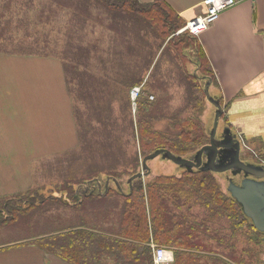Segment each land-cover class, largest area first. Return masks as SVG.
I'll return each mask as SVG.
<instances>
[{"label": "trees", "instance_id": "16d2710c", "mask_svg": "<svg viewBox=\"0 0 264 264\" xmlns=\"http://www.w3.org/2000/svg\"><path fill=\"white\" fill-rule=\"evenodd\" d=\"M18 3H24L26 7L33 2ZM91 4L96 5L97 18L101 19L98 21L112 34L107 48L88 41L73 49L69 45L59 52L53 48L48 52L49 34L38 38L37 28L32 26L33 20L27 14L17 18L18 15L11 10L12 1L4 0L0 4V52L59 55L69 83L75 78L78 81L85 78L87 88L94 92L101 89V118L91 114L90 110L88 116H96L93 118L102 125L107 117H111L115 98L111 94L102 96L103 90L122 87L129 95L131 88L144 83L143 95L136 100V115L134 120L130 119L135 152L126 159L122 136L119 135L116 140L113 138L106 147L110 148L112 141L116 142L118 150L123 152L122 165L115 167L111 164L109 169L101 167L99 179L95 174L98 170L94 169L89 159L84 158L83 168H72L65 174L61 184L64 197L58 192L51 198L38 199L40 191L37 188L4 198V214L0 213V223L26 219L25 223H31L28 225L31 234L35 232L43 236L41 247L71 264H153L152 243L173 250L172 264L258 263L260 251L256 250L264 234L254 228L238 203L221 188L213 172L182 170L179 175L137 178L131 188L127 183L128 178L141 171L139 156L143 158L156 150L165 149L185 158L208 142L199 119L206 101L204 85L209 81L214 83V76L203 50L198 45L191 55L183 49L184 43L178 41L175 32L185 24L162 3L144 5L136 0H51L43 5L41 15L35 18H44L46 12V19H50L58 10L68 8L75 13L71 20L84 22L92 15ZM130 24L152 34L161 45L166 40L168 44H178L179 51L172 58L175 62L168 71V77L184 88V107L181 110L170 112L169 96H156L152 101L144 96V92L150 95L155 90L166 93L170 81L154 77L159 70L158 62L166 52L161 53L163 56L160 54V59L144 80L141 71L144 59L137 58V62L132 64L134 54L141 53L136 52L128 42ZM186 34L191 36L183 33ZM69 36L72 39L73 35ZM66 44H71V40ZM191 62L194 71L187 68ZM150 66L147 64V69ZM102 74L110 77H105L103 82ZM109 78L115 80L109 82ZM91 98L88 96L87 100ZM184 110L189 111L187 117L180 115ZM85 112L83 116H87ZM164 121L167 124L163 129L156 127L157 122ZM119 167L120 170H115ZM107 177L118 181L122 190H118L112 180L106 189ZM90 179H98L102 190H98L96 182H91L86 194L81 188L77 193L76 187L87 185ZM51 205L54 206L55 216H49V220L45 221L48 226L45 230L40 226L37 228V223L46 218L45 213H50ZM240 237H245L246 241L241 249L235 243Z\"/></svg>", "mask_w": 264, "mask_h": 264}, {"label": "crops", "instance_id": "0c3cea01", "mask_svg": "<svg viewBox=\"0 0 264 264\" xmlns=\"http://www.w3.org/2000/svg\"><path fill=\"white\" fill-rule=\"evenodd\" d=\"M11 1L12 13H16L17 18L27 14L33 20L32 26H36L38 38L42 39L49 34V48L63 49L71 45L73 49L88 43L81 28H75L69 22L64 27L73 35L72 39L68 35L62 39L60 46L56 44L58 41L52 35L58 34L61 27L52 26L55 14L50 19L35 18L41 15L43 5L51 0H29L33 3L26 7L24 3L18 2L28 0ZM136 1L144 5L162 3L184 24L206 12L204 0ZM35 6H40V9L35 15H30L27 10ZM63 10L71 18L75 14L73 9L68 8L58 10L56 14ZM44 16H47L46 12ZM41 23L44 30L38 28ZM127 35L131 47L141 53L134 54L132 64L141 58L151 65L144 80L164 51L166 53L164 56L162 53L160 59L161 75L157 74V77H162L161 81L172 80L168 77V71L175 62L172 58L179 51L178 44H168L166 40L162 45H157L159 53L155 56L152 34L149 37L147 32L130 24ZM176 36L178 41L182 40V47L188 54L192 55L191 51L198 45L203 50L214 76V83L209 86V90L212 89L215 93L212 96L222 103L224 125L237 135L242 147L250 146L252 152L258 158L260 156L259 159L264 163V0L239 2L224 11L198 37L183 33ZM69 40L71 44H66ZM187 68L194 71L193 62L188 63ZM82 144L84 142L77 134L71 89L59 55L0 52V213L4 214V198L39 188L34 171L37 162L45 158L52 162L64 154L70 156ZM26 221L17 219L0 223L1 235L2 231H18L20 225L26 227L22 233L29 234L7 241L0 240V264H71L43 249L40 243L43 236L35 232L31 234L28 226L31 223ZM169 250L173 256V250Z\"/></svg>", "mask_w": 264, "mask_h": 264}, {"label": "rangeland", "instance_id": "374dc122", "mask_svg": "<svg viewBox=\"0 0 264 264\" xmlns=\"http://www.w3.org/2000/svg\"><path fill=\"white\" fill-rule=\"evenodd\" d=\"M35 5L37 2H34ZM17 6V4H14ZM96 7L95 4H91L90 9L92 11L91 17L84 22H77L76 20H71V17H69L68 13L66 10L59 11L61 13L56 14L54 16V22L52 26H59L61 29L57 33H54L53 39L57 40L58 42L56 43L58 46L61 45L62 39L66 38L69 35V32L65 30L64 24L65 23H71L72 26L75 28H81L82 35L87 38L86 40L97 42L98 46L100 48H107L110 42V34L105 28V25H100L101 19L97 18L98 11L94 9ZM40 9V6H35L34 8H30L28 13L30 15H35ZM34 12V13H33ZM36 12V13H35ZM46 18V16H44ZM100 20V21H98ZM42 24V23H41ZM101 26V27H100ZM39 30H44L43 24L40 26L39 25ZM144 32V30H142ZM23 34H21L22 37ZM149 37L150 34L148 33ZM88 42V41H87ZM153 51L156 56V53L158 52L159 47L157 45L160 44V40H154L153 38ZM52 44V43H51ZM53 44L54 41H53ZM51 51L49 48L48 52ZM60 49L55 48V52H59ZM106 57V56H105ZM91 60L94 61V58L91 57ZM148 63L145 62L142 65V73L143 76L147 72V65ZM159 70L156 72L157 74L161 75L159 73L161 69V62H158ZM189 70V69H188ZM99 75L101 72H97ZM157 74L154 75V77H157ZM104 78L102 79L103 82L106 81L105 77H110V75H105L102 74ZM158 78V77H157ZM115 79H108L107 81H114ZM146 80V79H145ZM97 83V82H96ZM101 83V81H100ZM70 89H71V95L72 99L74 101V107H75V123L77 126V134L80 138L81 141L84 142L81 146L77 147L74 151H72V154L69 155H61L58 156L57 160L54 158L52 162H49V158H45L42 161H39L35 164L34 166V171H35V181L36 184H38L39 188L38 190L40 191V197L38 199H45L47 197H52L55 195L59 196L62 195L61 197H64L65 195L63 194L61 184H63V180L66 177L65 174L69 171H71L72 168H78V167H84V158L89 159V161L94 165V171L95 174L101 179V167H104L105 169H109L110 165L113 164L115 167H118V164H123L122 158H123V152L118 150L116 147V142L113 143L110 148L106 147L109 141H111L113 138L116 140V138L120 135L122 136V141L123 144L125 145L124 150H125V155L126 159L128 156L134 154V139H133V133H132V126L130 124V119L132 118L134 120V117L136 115V107L133 105L130 101V104L128 103V100H130V96L128 93H126V90H124L122 87L120 88H110L109 90H103L102 96H106V94H111L115 96L113 104H112V114L111 117H107L105 120V124L102 125L101 122L96 121L93 117H96L99 115V118H101V89L98 90L97 92H94L91 90V88H87V85L85 84V78L82 79L81 81H78L76 78L73 79L70 83L68 82ZM119 84V83H118ZM144 83H142L143 85ZM210 95H215L214 91L212 89L209 90ZM166 94V95H165ZM154 98L156 96H169V108L170 112H177L178 110H181L184 107V88L182 86H179L176 82L170 80L168 90L166 93H161V90H155ZM90 96L92 97L90 100H87V97ZM144 96H149L147 95V92H144ZM103 97V98H104ZM154 100V99H153ZM89 101L91 104L87 103ZM98 101V103H94ZM152 101V100H150ZM127 103V105H125ZM89 104V108L87 106ZM88 110V113L87 111ZM89 110L91 114L96 115L90 118L88 116ZM86 111V112H85ZM215 107L213 104H211L209 101L204 102V108L201 112L200 115V121L203 125V128L205 130V133L208 137L209 131L213 129L214 124H215ZM83 112L87 113V116H83ZM188 110H184L180 113L181 116L187 117L188 116ZM85 117V118H84ZM85 119V121H83ZM167 122L164 121L163 123H156V127L163 129L166 126ZM224 121L223 118H219L218 121V126H217V137L222 133L224 130ZM85 141L87 144H85ZM105 147V149H103ZM250 147V146H249ZM248 146H243L241 149V159L245 161H250V162H258L260 164H264L260 159V156H258L252 152L253 150L249 148ZM136 148V147H135ZM192 155V154H191ZM79 159V160H78ZM141 160L142 157L139 156V163H140V168L139 171L141 170ZM129 162V161H127ZM148 166L150 168V174L148 175L150 178L156 176V175H179L182 172V169L174 164L172 161L168 159H163L161 156H157L153 159L148 160ZM132 168V167H130ZM128 168L127 170H130ZM121 168H117L115 170H120ZM214 173V176L216 177L217 181L219 182L221 188L227 192V185H228V180L227 178L230 176L229 173L225 174H218ZM147 176V177H148ZM96 177V176H95ZM93 177V178H95ZM226 177V179H225ZM126 177H124L125 179ZM92 180V179H90ZM235 182L239 183L241 180V176L235 177L234 178ZM85 181V180H84ZM57 183V184H56ZM85 185L80 184L76 187V191L81 188V190L84 188ZM91 188V187H90ZM80 192V191H79ZM56 193V194H54ZM228 193V192H227ZM48 200V199H47ZM51 209L49 212L45 213L46 218H43L37 226V228L40 226L42 230H45L48 226L45 225V221L49 220V216H55L54 214V206L51 205L49 206ZM49 209V208H48ZM21 218V217H20ZM26 228L22 225L18 227V231H11L7 230V232L2 231V235L0 236V240L7 241L11 240L13 238H20L24 236H28L29 234H23L22 230ZM5 230V229H4ZM236 246L237 248L241 249L246 244L245 237H240L236 241ZM154 244V243H152ZM151 244V247H152ZM155 246L159 247H165L163 245H157L154 244ZM153 250V249H152ZM256 251H260L259 254V259L258 263L254 262L253 264H264V236H261V242L257 247ZM257 254V253H256ZM257 257V256H256ZM172 264V263H171Z\"/></svg>", "mask_w": 264, "mask_h": 264}, {"label": "water", "instance_id": "95a60500", "mask_svg": "<svg viewBox=\"0 0 264 264\" xmlns=\"http://www.w3.org/2000/svg\"><path fill=\"white\" fill-rule=\"evenodd\" d=\"M210 82L205 83L204 93L207 101L214 105L216 111L215 124L213 129L209 131L208 142L185 158L175 156L165 149H159L146 155L141 160V171L128 178L127 183L131 188L133 180L147 177L150 173L148 160L157 156L172 161L182 170L193 171L196 169L218 174L229 173L227 192L238 203L243 214L251 221L254 228L264 234V164L241 159L242 144L228 126H225L222 133L217 137L218 121L224 111L220 101L209 93ZM238 176H241L239 183L234 180ZM110 180L115 183L118 190H122L119 182L110 177L106 178L104 184L106 189ZM91 182H96L98 190H102V184L98 179H92L85 185L84 194L89 189Z\"/></svg>", "mask_w": 264, "mask_h": 264}, {"label": "built area", "instance_id": "2783aa9c", "mask_svg": "<svg viewBox=\"0 0 264 264\" xmlns=\"http://www.w3.org/2000/svg\"><path fill=\"white\" fill-rule=\"evenodd\" d=\"M244 0H204L206 12L189 20L182 28L176 31L177 34L184 32L189 33L193 37H198L201 33L208 30L215 23L220 15ZM143 95L142 85L135 86L130 90V99L136 107V100ZM149 100H153L154 96L149 95ZM153 264H171L173 262L172 252L165 248L152 244Z\"/></svg>", "mask_w": 264, "mask_h": 264}, {"label": "flooded vegetation", "instance_id": "af4514ba", "mask_svg": "<svg viewBox=\"0 0 264 264\" xmlns=\"http://www.w3.org/2000/svg\"><path fill=\"white\" fill-rule=\"evenodd\" d=\"M90 187H91V186H90ZM90 187H89V189H90ZM84 188H85V186H84ZM84 188H83V189H84ZM93 188H94V187H92V189H93ZM83 189H82V190H83Z\"/></svg>", "mask_w": 264, "mask_h": 264}]
</instances>
